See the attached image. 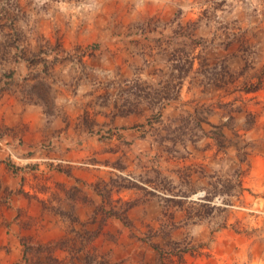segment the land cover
<instances>
[{"label":"rangeland","instance_id":"374dc122","mask_svg":"<svg viewBox=\"0 0 264 264\" xmlns=\"http://www.w3.org/2000/svg\"><path fill=\"white\" fill-rule=\"evenodd\" d=\"M0 264H264V0H0Z\"/></svg>","mask_w":264,"mask_h":264}]
</instances>
